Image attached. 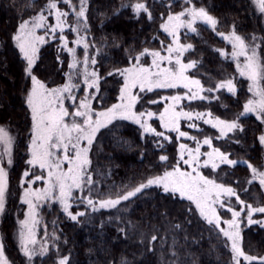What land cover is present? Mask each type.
Listing matches in <instances>:
<instances>
[{"label":"snow or ice","instance_id":"1","mask_svg":"<svg viewBox=\"0 0 264 264\" xmlns=\"http://www.w3.org/2000/svg\"><path fill=\"white\" fill-rule=\"evenodd\" d=\"M160 3L166 15L163 11L160 13V23L150 40L140 42L156 44L158 41V45L123 46V40L113 36L112 45L116 50L123 46V56L101 74L99 61L106 55L103 50L109 44L107 38L99 45L95 37L89 40L90 0H43L42 3L14 0L13 7L19 19L5 41L14 46L22 66V103L30 120L25 134L26 159L18 180L19 202L26 208L23 218L17 217L15 226V246L25 264H35L34 257H48L52 250H55L53 264H72L70 252L60 254V235L55 230V220L52 221L54 230L49 233L45 225L44 236L38 237L42 204L59 205V212L75 225L90 223L101 210L115 212V216L107 217V223L115 221L120 225L117 232L128 239L130 232L139 229L133 221L123 218L129 214V207L124 205L131 206L151 191L166 194L174 201L177 197L181 203L186 201L185 222L191 226L195 219L209 229L210 235L214 233L217 240L223 238V247L230 253L225 264H264V252L245 250L242 235L245 229L251 231L253 227L264 233V203L249 202L253 188L257 195L264 194V164H253L250 158H233L231 151L232 145L242 150L246 147L243 141L247 139V128L241 118L252 114L259 122L255 141L264 152V27L259 29L261 34L256 30L241 34L234 22L228 26V31H218L220 18L207 7L198 6L196 0H167L166 4L160 0ZM177 4L179 10H172ZM252 8L264 25V0H249V10ZM122 9H129L130 16L137 20L146 18L152 22L155 19L147 0H121L112 13L118 14ZM25 12L31 14L25 17ZM202 26L221 38L226 46L230 45V51L226 47H213L212 51L223 61L230 60L235 65V74L216 80L214 86L211 77L207 85L201 79L202 56L188 58L195 52L196 45L187 38L190 35L199 37ZM51 44L55 45L56 67L51 79H43L37 66L42 59L43 46ZM78 49H83L82 56L78 55ZM236 74L246 79L250 95L234 118H222L208 108L196 110L185 106V101L191 105L196 101L218 100L217 93L223 91L237 96ZM56 76H60L61 82H57ZM112 78L116 79L118 89L115 101L106 105L107 97L101 93V87L104 81ZM154 90H171L172 94L158 95ZM147 94L156 98L147 99ZM201 121L218 134L202 138L192 135L190 130L200 129ZM120 122L136 126L143 145L140 147L141 161L149 151V142L153 155L155 151L161 154L149 161L143 172L133 173L119 183H109L106 181L111 176V168L107 171L94 168L92 150L100 136ZM184 126L188 130H183ZM172 133H175L174 138ZM114 139H117L115 135ZM182 139L187 142H181ZM214 140L228 143L217 146ZM118 142L131 147L123 138ZM166 143L176 144L174 156L164 151ZM202 145L208 150L202 151ZM15 146L16 136L11 128L0 124V216L7 211L9 170L15 165ZM222 167L223 173L220 172ZM237 167L246 168L243 186L239 176L231 179ZM208 169L211 173L206 175ZM160 215L167 217L166 212ZM164 223L163 234H158L156 225L152 226L150 236L139 231L140 258L159 250V264H181L175 233L182 230V224L168 220ZM104 224L102 219L101 229ZM187 239L185 235V242ZM63 243L67 245V239ZM259 243L264 244V235L260 236ZM140 258L133 254V259L129 260L121 255L118 261L114 258L107 264H138ZM0 264H15L6 254L2 239ZM191 264L196 261L192 260Z\"/></svg>","mask_w":264,"mask_h":264},{"label":"trees","instance_id":"2","mask_svg":"<svg viewBox=\"0 0 264 264\" xmlns=\"http://www.w3.org/2000/svg\"><path fill=\"white\" fill-rule=\"evenodd\" d=\"M21 3H26L27 0H20ZM43 0H37V3H42ZM150 7L154 10L155 19L148 22L146 18L137 20L130 16L129 9H122L118 14H113L112 9L118 6L121 0H90L91 8L89 9L88 21L91 29L89 40L95 37V42L99 45L103 38H107L109 46L103 51L106 55L102 56L99 61V67L102 69L101 74L106 72L114 63L123 56V46L128 44H135L138 48L143 46L155 47L156 44H141L140 42L151 38L156 32L160 23V13L163 11L166 15V9L161 6L160 0H147ZM165 4L167 0H164ZM198 6L203 5L215 16L220 18V26L218 31H228V26L235 22L237 31L241 34H251L254 30L257 34H261L259 29L264 27L257 19L258 13L252 8L249 10V0H196ZM14 0H0V124H4L11 128L14 136H16L15 165L9 170L10 175V189L7 198V211L2 215L0 221V235L6 248V254L15 261V264H25V260L15 244V226L17 217L21 218L25 205L19 202V174L23 170V160L26 159L24 155V145L26 144L27 126L30 120L26 115L25 107L22 103L21 89L24 84V77L22 75V66L14 46L5 41L6 35L15 29L19 16L16 8L13 7ZM172 10L178 11L177 4ZM101 13H104L102 16ZM30 12H25V17L30 15ZM183 33V31H182ZM122 39L124 45L116 50L112 45V37ZM135 37V39H134ZM188 42L196 45V50L192 55H188L189 59L203 58V67L199 69L201 79L207 85L209 83L208 77L212 78V83L226 76L235 74V65L232 61H223L218 53L212 51L213 47H226L230 49V45L226 46L221 38L215 36L210 30L205 27L200 28V36L196 37L190 35L187 38ZM95 51V49H91ZM66 55V54H65ZM187 55V54H186ZM55 45L51 44L43 46L42 59L37 66V72L43 79H51L52 70L56 67L54 64ZM64 68H67V61L65 59ZM57 82L60 81V76H56ZM237 96H232L226 91L218 92V100L192 102L191 105L185 101V106H190L196 110H203L208 108L215 115L222 118L232 119L235 114L242 108L244 100L250 95L247 92V81L243 77L236 74ZM116 89L118 83L115 78L108 79L102 83L101 93L107 97L105 104H110L115 101ZM158 95H171V90H154ZM152 94H147V99H155ZM222 105L224 107H222ZM163 105H161L162 107ZM241 122L246 125L247 139L243 141L246 146L243 150L240 146L232 145L231 151L233 158L243 157L250 158V162L256 165L263 164L264 152H262L258 141H255V135L259 130V122L255 120L252 114L241 118ZM158 126V121H157ZM194 134L203 137L209 135L214 137L218 133L212 129L210 125L201 123L199 130H192ZM114 135L117 139H114ZM231 135V134H230ZM173 138L175 133H172ZM119 138L128 140L131 147L118 142ZM182 142V141H181ZM217 146L221 143H228V141L217 142ZM251 146V147H247ZM140 147H143L136 131V126L130 122H120L111 131L104 132L96 141V147L92 150L93 167L100 168L102 171H107L111 168V176L108 181L120 182L127 179L133 173L139 174L146 169L149 161L154 160L155 156L160 155L159 151L151 150V143L149 142V151L144 160H140ZM176 149L175 143H166L164 151L174 156ZM229 150V149H225ZM221 168L220 172L223 173ZM211 170H205L208 175ZM243 180L246 176V168L237 167L234 169V175ZM258 187V185H257ZM263 194L257 195L256 188L252 189L249 197V202L256 203L258 198H262ZM261 202V200H259ZM187 202H179L177 197L175 201L166 194L159 191H151L145 193L144 196L136 199L129 207V214L124 215L125 220H131L137 224L139 231L152 234V226L156 225L159 228L158 234H163L165 231V220L171 223H181L182 230L175 233L178 236L177 251L181 264H191L192 260L196 264H225L230 253H227L223 247V238L217 240L214 233L210 235L209 229L202 223H198L193 219L191 226L185 222V213L183 209ZM76 209L73 208V211ZM166 212L167 217H161L160 213ZM43 223L47 226V231L50 233L54 230L52 221H56V231L60 235V254L71 253L72 264H107L109 260L115 258L116 261L120 259L121 255L126 256L129 260L133 259V254L140 258L142 251L139 244V231L130 232L129 238L124 239L117 232L115 221L111 224L107 223L108 216H115L116 213L110 210H101L96 214L92 221L88 224L75 225L68 221L60 212L59 205L50 206L41 210ZM105 220L103 228H100L101 220ZM187 235L188 239L185 242L184 237ZM244 237L245 250L253 252H264V244L259 243L260 236L264 233H259L258 227H253L251 231L245 229L242 233ZM67 239V245L63 241ZM170 242L171 236L168 237ZM159 245V242H157ZM167 252V247L164 249ZM186 253H191L187 256ZM55 259V250H52V255L48 257H34L35 264H53ZM168 257L165 256V261ZM138 264H159V250L154 254L140 258Z\"/></svg>","mask_w":264,"mask_h":264},{"label":"rangeland","instance_id":"3","mask_svg":"<svg viewBox=\"0 0 264 264\" xmlns=\"http://www.w3.org/2000/svg\"><path fill=\"white\" fill-rule=\"evenodd\" d=\"M67 31V30H66ZM183 31V30H182ZM182 35H183V33H181ZM73 37L70 35L69 36V39H72ZM182 42H184V41H182ZM71 46V45H70ZM226 50H228V49H226ZM231 50V48L228 50V51H230ZM78 55H80V56H82L83 55V49H78ZM80 95H83V90L82 89H80ZM200 123V128H201V123H202V121L201 122H199ZM183 130H188L187 128H186V126H184V128H183ZM197 130H199V129H197ZM190 133L192 134V135H197V134H194L193 132H192V130H190ZM202 138V137H201ZM182 142H187V141H184L183 139H182ZM194 146V145H193ZM201 150L202 151H207L208 149H207V146H204V145H202V147H201ZM263 164H264V161H263ZM38 186H42V184L41 185H38ZM8 198V197H7ZM258 200H261V203H264V194L262 195V198H258ZM255 204V203H254ZM45 207V209L46 208H48V207H50L48 204H42L41 206H40V216L42 217V215H41V210H42V208H44ZM25 208H26V205H25ZM23 218V215H22V217H21V219ZM1 219H2V216H0V221H1ZM44 229H45V224L43 223V220H42V222H41V224L37 227V235H38V237H43L44 236ZM49 232V231H48ZM50 233V232H49ZM14 234H15V231H14ZM0 239H1V235H0Z\"/></svg>","mask_w":264,"mask_h":264}]
</instances>
